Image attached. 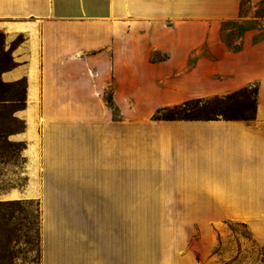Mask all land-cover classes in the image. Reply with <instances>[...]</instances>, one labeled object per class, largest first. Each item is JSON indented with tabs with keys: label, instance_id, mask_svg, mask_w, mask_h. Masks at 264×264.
I'll use <instances>...</instances> for the list:
<instances>
[{
	"label": "crops",
	"instance_id": "obj_1",
	"mask_svg": "<svg viewBox=\"0 0 264 264\" xmlns=\"http://www.w3.org/2000/svg\"><path fill=\"white\" fill-rule=\"evenodd\" d=\"M246 1L262 0H0L14 62L2 80L27 81L25 131L11 140L40 160V264H127L125 231L105 208H264L253 193L217 189L264 176V38L234 51L210 23L242 18ZM111 81L116 102L138 111L257 82V114L140 121L149 171L134 189L143 196L128 199L126 136L94 99ZM64 95L76 102H51Z\"/></svg>",
	"mask_w": 264,
	"mask_h": 264
},
{
	"label": "rangeland",
	"instance_id": "obj_2",
	"mask_svg": "<svg viewBox=\"0 0 264 264\" xmlns=\"http://www.w3.org/2000/svg\"><path fill=\"white\" fill-rule=\"evenodd\" d=\"M242 15L238 19L210 22L218 27L222 39L234 51L246 41L257 42L264 38V0L254 4L246 1ZM191 38L196 36L192 35ZM160 57L161 53L154 55V58ZM13 66L11 52L6 47V34L0 31V201H18L16 208L3 210L8 215L14 213L16 220L3 227L1 234L3 239L9 235H15L14 239L19 238L17 243L3 241L1 254L6 258L0 264H40V160L28 159L24 156L26 144L11 140L13 135L24 132L26 127L21 117L26 107L25 83H6L2 80V73ZM256 85L257 82H254L245 87L254 88ZM114 89L111 81L104 94L96 95L94 99L95 103L99 99L104 109L109 110L113 123H121L122 128L117 133L126 136L121 147L119 168L121 172H126L128 199L143 196L134 189L142 190L145 187L143 179L149 171L144 165L143 148L136 143L137 134L146 129L140 127L143 126L140 121L226 119L219 111L231 115L227 120L254 119L257 114V110L255 112L247 103L225 98L229 93L191 97L188 100H192L193 108L192 112L187 113H175L163 107L154 111L128 110L132 106L119 105L114 97ZM216 96L220 99L216 100ZM58 99L53 96L51 102L69 105L76 102V97L72 95ZM36 102H46V97H40ZM94 114L102 113L95 111ZM36 115L41 123L49 120V117H45L46 113H42V117L41 113L37 112ZM253 178V182L223 184L217 189L224 195L253 193L257 195L255 199L264 200V176ZM103 210L109 212V222L120 223L121 231H125L127 264H264V208L127 207ZM115 215L116 219L113 220ZM12 257H15L14 261Z\"/></svg>",
	"mask_w": 264,
	"mask_h": 264
},
{
	"label": "trees",
	"instance_id": "obj_3",
	"mask_svg": "<svg viewBox=\"0 0 264 264\" xmlns=\"http://www.w3.org/2000/svg\"><path fill=\"white\" fill-rule=\"evenodd\" d=\"M12 61H13V59H12ZM12 83H19V84L25 83V90L27 89V81L25 79H21V80H18L16 82H12ZM257 96H258V86L256 85V87H254V88L253 87H250V88L244 87V88L238 89L236 91H233V92L227 94L225 96V98H227L228 100H231V101H238L239 103H241V102L247 103V105L250 108L255 109V112H256V110H257ZM215 99L218 100L220 98H219V96H216ZM198 101L202 102L203 99H198ZM191 103H192V100H187L181 104L163 107V109L171 111V112H175V113H177V112H185V113L192 112L193 107H191ZM219 112L224 117H226V119H230L228 117H231V115H229L225 111H219ZM216 114H218V113H216ZM17 204H18V201H0V261L5 260V258H6L5 256H2V254H1L3 241H6L8 243L14 241L17 243L19 240L18 236L16 237V239H14L15 235L13 237L9 235V236H7V238L3 239L2 234H1L3 227L8 226L12 222V220H16L14 213L11 215H8L3 210L6 208H8V209L16 208ZM9 230H11V229H9ZM14 258L15 257H12L11 259L14 261Z\"/></svg>",
	"mask_w": 264,
	"mask_h": 264
}]
</instances>
